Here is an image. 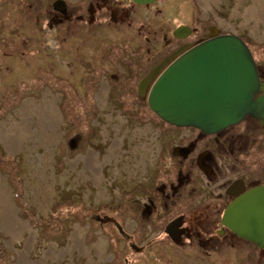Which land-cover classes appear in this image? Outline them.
<instances>
[{
  "label": "rangeland",
  "instance_id": "1",
  "mask_svg": "<svg viewBox=\"0 0 264 264\" xmlns=\"http://www.w3.org/2000/svg\"><path fill=\"white\" fill-rule=\"evenodd\" d=\"M45 1L26 0L33 7L25 4L26 10L16 14L13 2L0 0V131L6 128L7 134L0 132V176L19 218L30 225L15 228L13 234L9 223L0 221V264H142V254L129 247L125 232L134 240L143 232L152 238L151 248L160 235L154 234L155 221L132 203L137 193L125 200L122 185L124 178H138L133 160L153 138L151 134L145 139L141 131L147 126L142 125L156 114L147 101L132 99L135 78L121 83L105 69L103 57L89 61V67L73 48V38L63 42L55 33L48 34L37 7ZM166 1L161 0L162 7ZM168 10L171 26H200V18L215 11L223 32L241 36L256 63H264V0H172ZM160 18L167 21L168 12ZM145 35L125 44V60L146 57ZM113 56L114 74L120 78L128 68L126 63L116 65L118 54ZM46 99L59 111L51 126L37 115ZM28 100L33 111L25 108ZM124 110L140 112L141 120ZM15 126L26 134L12 144ZM248 126V145L239 154L241 166L234 169L264 176V126ZM77 226L83 230V248L72 236ZM33 230L35 240L28 247ZM101 238L105 243L100 250L95 244Z\"/></svg>",
  "mask_w": 264,
  "mask_h": 264
},
{
  "label": "flooded vegetation",
  "instance_id": "2",
  "mask_svg": "<svg viewBox=\"0 0 264 264\" xmlns=\"http://www.w3.org/2000/svg\"><path fill=\"white\" fill-rule=\"evenodd\" d=\"M10 1L16 14L19 9L26 10L25 4L33 7L26 0L20 1L25 3L20 5L16 0ZM171 1L164 2L165 7H162L161 0L148 4L133 0H46V5L42 3L37 7L41 8L48 34L55 33L63 42L68 37L73 38L76 41L73 48L79 50L81 59L89 67L93 68L89 61L103 57L107 64L105 69L117 80L121 79V83L135 78L137 82L133 86L137 93L132 99L148 103L152 84L172 61L210 38L212 29L215 34L226 33L215 19V11H208L207 19L201 17L200 26L187 22L171 26L172 14L168 10ZM163 11L168 12L167 21L160 18ZM219 15L222 19L220 11ZM77 22V28L73 29ZM181 26L190 27L189 32L182 29L175 34L176 28ZM144 31L148 43L146 57L125 60V44L130 43V38L138 41ZM113 53L118 54L116 65L122 62L128 68L120 78L114 74ZM163 62L166 63L146 92L140 94L141 80ZM257 68L264 81V63L257 62ZM123 112L137 115L141 120L136 110ZM240 123L245 124L243 129ZM240 123L207 133L196 127L171 124L156 114L149 118L147 125H142L147 126L141 131L145 139L151 134L153 138L144 144L138 159L133 160L138 166V178H124L122 185L125 200L137 193L138 198L131 202L137 204L144 217L155 221L154 234L160 235L151 248L152 238H145L143 232L136 237L138 240L125 232L129 247L142 254V264H264V246L242 237L223 222V214L233 200L264 185L263 175L252 171L237 173L234 169V166H241L239 154L244 150L243 145H248V123L264 126L250 116Z\"/></svg>",
  "mask_w": 264,
  "mask_h": 264
},
{
  "label": "water",
  "instance_id": "3",
  "mask_svg": "<svg viewBox=\"0 0 264 264\" xmlns=\"http://www.w3.org/2000/svg\"><path fill=\"white\" fill-rule=\"evenodd\" d=\"M148 4L157 0H133ZM189 32L190 27L176 28ZM192 46L156 78L148 93L150 109L165 121L215 133L239 124L246 116L264 124V81L253 52L235 33L215 34ZM158 65L139 83L144 94ZM223 222L242 237L264 246V185L244 192L223 214ZM119 230L123 228L116 223Z\"/></svg>",
  "mask_w": 264,
  "mask_h": 264
},
{
  "label": "bare ground",
  "instance_id": "4",
  "mask_svg": "<svg viewBox=\"0 0 264 264\" xmlns=\"http://www.w3.org/2000/svg\"><path fill=\"white\" fill-rule=\"evenodd\" d=\"M104 93V92H103ZM31 101L25 102V108L28 109V111H33L30 107ZM41 109L38 111L37 115L40 117L41 120H43V123H47L49 126L54 124V122L59 118V111L57 109V106L53 100L46 99L44 101L43 105H40ZM6 128H2L0 131L3 137H6L7 134L5 133ZM5 130V131H3ZM15 132V137L12 140V144H14L15 141H20L23 136L26 134L25 130L22 127L15 126L14 131H11V133ZM9 145V144H8ZM11 146V145H9ZM97 167V166H96ZM0 221L3 223H9V230L11 233L15 234L17 231H15V228H18V231H21L25 228H29V222L22 220L19 218L15 204L11 198L10 193L3 187V181L0 176ZM83 230L81 227L77 226L76 230L73 232L72 236L75 240V244L78 248L85 247L84 239H83ZM36 231H32V236L28 242V247H30L33 244V241L35 240ZM105 240L101 238L98 243L95 245L99 247V249H102V245H104ZM101 247V248H100Z\"/></svg>",
  "mask_w": 264,
  "mask_h": 264
},
{
  "label": "trees",
  "instance_id": "5",
  "mask_svg": "<svg viewBox=\"0 0 264 264\" xmlns=\"http://www.w3.org/2000/svg\"><path fill=\"white\" fill-rule=\"evenodd\" d=\"M69 202V201H68Z\"/></svg>",
  "mask_w": 264,
  "mask_h": 264
}]
</instances>
